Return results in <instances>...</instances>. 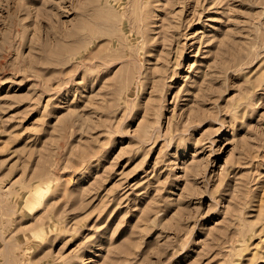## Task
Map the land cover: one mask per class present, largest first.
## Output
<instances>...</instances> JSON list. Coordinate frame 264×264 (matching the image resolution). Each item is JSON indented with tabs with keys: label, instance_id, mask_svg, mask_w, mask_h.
I'll list each match as a JSON object with an SVG mask.
<instances>
[{
	"label": "rangeland",
	"instance_id": "rangeland-1",
	"mask_svg": "<svg viewBox=\"0 0 264 264\" xmlns=\"http://www.w3.org/2000/svg\"><path fill=\"white\" fill-rule=\"evenodd\" d=\"M0 264H264V0H0Z\"/></svg>",
	"mask_w": 264,
	"mask_h": 264
},
{
	"label": "bare ground",
	"instance_id": "bare-ground-1",
	"mask_svg": "<svg viewBox=\"0 0 264 264\" xmlns=\"http://www.w3.org/2000/svg\"><path fill=\"white\" fill-rule=\"evenodd\" d=\"M43 190L42 189H36L30 196L28 197V206L31 210H34V207L36 204L40 203L43 199Z\"/></svg>",
	"mask_w": 264,
	"mask_h": 264
}]
</instances>
